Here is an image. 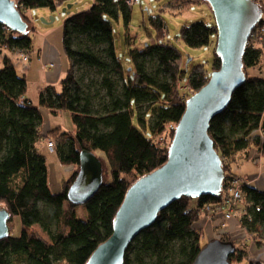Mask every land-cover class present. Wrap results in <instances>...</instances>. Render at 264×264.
Here are the masks:
<instances>
[{
  "label": "trees",
  "instance_id": "16d2710c",
  "mask_svg": "<svg viewBox=\"0 0 264 264\" xmlns=\"http://www.w3.org/2000/svg\"><path fill=\"white\" fill-rule=\"evenodd\" d=\"M69 1L15 0L29 23L28 31H8L0 24V204L10 211V218H21L19 235L11 233L9 220L10 234L0 240V264H86L112 234L116 212L131 184L167 160L174 136L169 125L178 123L186 99L193 94L179 87L197 91L210 77L203 64L195 65L186 77L180 49L165 41L161 15L152 20L156 29L152 42L129 49L127 68L117 53L114 33L116 22L130 23L133 5L127 0H94L88 8L64 18L62 44L70 65L61 89L46 86L38 105L26 97L20 101L27 94V78L9 53L32 52L37 29L30 15L33 9L54 10ZM256 1L264 8V0ZM197 2L207 3L176 0L175 4L187 7ZM217 32L215 23L197 21L183 25L180 37L190 47H201L216 42ZM250 40L243 54L247 78L209 128L225 169L222 192L200 198L183 195L173 201L133 239L124 264H193L207 243L201 242L196 227L205 207L221 206L228 198V183L244 177L235 165L253 158V151L264 156V78L247 72L261 60L264 37L259 42ZM219 67L214 49L211 71ZM41 107L55 114L69 111L74 124L69 131L60 127L48 131L47 136L56 141L53 149L42 132ZM44 140L71 170L59 192H52L48 183L47 159L40 146ZM82 150L94 152L103 165V183L84 204L86 219L78 218L77 205L67 196ZM248 180L242 186L239 219L253 243L264 247V191ZM236 247L230 264H264L250 255L246 244Z\"/></svg>",
  "mask_w": 264,
  "mask_h": 264
},
{
  "label": "water",
  "instance_id": "95a60500",
  "mask_svg": "<svg viewBox=\"0 0 264 264\" xmlns=\"http://www.w3.org/2000/svg\"><path fill=\"white\" fill-rule=\"evenodd\" d=\"M215 17V53L220 67L210 72L208 82L186 99V108L174 128L167 160L138 178L128 188L113 222V232L100 243L86 264H124L125 253L144 229L152 226L159 213L183 195L200 198L222 192L225 169L212 137L211 120L229 105L234 91L246 78L243 54L252 31L264 17L256 0H205ZM72 5L62 9L66 12ZM45 23L51 20L43 19ZM0 24L12 31L29 29L15 0H0ZM103 183V165L92 151L80 152L79 170L68 189L75 205L87 203ZM10 211L0 204V240L10 234ZM237 250L233 240H209L193 264H230Z\"/></svg>",
  "mask_w": 264,
  "mask_h": 264
},
{
  "label": "rangeland",
  "instance_id": "374dc122",
  "mask_svg": "<svg viewBox=\"0 0 264 264\" xmlns=\"http://www.w3.org/2000/svg\"><path fill=\"white\" fill-rule=\"evenodd\" d=\"M94 0H70L66 4L57 7L52 10L48 7H40L33 9L30 13L34 23L39 26L33 36L37 37V41L40 44L41 40L45 38L47 32H49L47 39L55 46L56 49L62 55L61 64L64 66L63 70H66L67 64L70 65V60L63 50L62 44V24L64 18L68 13H74L78 10L88 8ZM176 0H139L132 6L131 20L128 25H125L123 21L115 23V44L118 55L122 58L125 65L129 60L128 51L131 48H143L148 43L152 42V38L156 35V29L152 24L154 17L161 15L166 27L167 35L165 41H170L176 47H178L183 57V69L186 71V77H189L192 68L197 64H203L206 69L211 72V66L213 62V52L216 46V42H211L208 45L201 47H190L180 37V28L183 25H189L197 21H203L208 25L215 23V17L210 9L208 3L197 2L191 3L187 7L175 4ZM68 4L72 6L68 8L66 12L62 11ZM51 23H45V20H51ZM251 39V38H250ZM29 60L23 62L19 58H15V64L20 73L29 71V77L27 79V92L32 102L36 104V98H38V82L42 80L44 76L43 72H46L42 68V64L36 53H29ZM67 62V63H66ZM65 73L63 71L62 75ZM41 111L44 117L49 118L53 124H58L63 130H72L74 124L71 119L69 111H60L58 113H52L49 109L41 107ZM52 139V138H51ZM54 140V139H52ZM42 142V141H41ZM56 142V141H55ZM43 143V142H42ZM41 150L47 159L48 166V183L52 192H59L62 189L63 182L68 178L71 173L68 166L62 164L59 160L57 153L51 151L46 144H41ZM103 155V152L100 151ZM108 164V163H107ZM251 165V163H248ZM236 172L244 174L247 172V166L245 164L235 165ZM259 170V168H257ZM264 191V190H262ZM196 202L192 201L194 205ZM243 200L240 203L239 209H237L235 216H240L242 213ZM68 203H65V207ZM217 208L206 209L205 215L211 217L212 214L217 212ZM221 214L220 212H218ZM76 214L78 218L86 219L88 210L84 204L77 205ZM236 216V217H237ZM13 225L11 233L19 235L21 233V218L19 216H12L10 218ZM222 215V221L224 222ZM218 236V234H216ZM253 247V246H252ZM251 253L256 254V250L253 247ZM256 258H260V255Z\"/></svg>",
  "mask_w": 264,
  "mask_h": 264
},
{
  "label": "crops",
  "instance_id": "0c3cea01",
  "mask_svg": "<svg viewBox=\"0 0 264 264\" xmlns=\"http://www.w3.org/2000/svg\"><path fill=\"white\" fill-rule=\"evenodd\" d=\"M34 25L36 26V28H39L37 23L36 24L34 23ZM48 34L49 32L46 33L45 38L41 40L40 44L38 43L39 41H37L38 40L37 37L33 36L32 52L37 54L39 61L42 64V68L46 70V72H43L44 76L42 77V80L41 81L39 80L38 82L39 84L38 94L42 89H44L48 85H53L57 90H60L61 80L65 77L66 70L68 68V64H67L66 70H63L64 66L61 64L62 55L59 52V50L56 49L55 46L47 39ZM260 45L263 47L264 50V43H260ZM22 54L23 52L19 50H14L9 53V55H11L14 61L15 58L16 59L19 58L23 62H25L22 59ZM51 62L54 63V66L51 68H46L45 65ZM63 71H65V73L62 75ZM247 72L250 76H257L264 78V52L262 54L260 62L252 67H249L247 69ZM25 75L26 78L28 79L29 71H27ZM24 97H26L28 100L32 102L31 98H29L28 92ZM36 99L37 100L35 105H38L39 95L38 98ZM43 122L44 125L47 124L50 127V129L52 127L53 128L60 127L61 129H63L58 124H53L49 118H46L44 116H43ZM42 142L44 143L46 141L44 140ZM248 163H251V165H249ZM242 164H245L248 170L244 174H240V175L244 177L247 176L246 178H249L248 182H251V184L256 186L258 189L264 190V156L262 154H259L258 157V153L256 151H253V158H251L248 161H245ZM257 168H259V170ZM236 216H233L231 219L227 220L225 222V225L222 227L223 224L220 225L222 221V214L215 213L212 214L211 217H208L207 215H205V213H203L202 218L196 224L197 229L201 233L200 234L201 242L205 243L208 242L209 240L217 238L218 237L216 235L217 231L222 230V235L219 238H223L224 236H229L232 240L235 241V244L240 247L246 244L247 250L251 256L258 257L260 255V259L264 260V247H258L256 244L253 243L247 230L241 225L239 216L237 217ZM252 246L255 248L256 254L251 253L253 248Z\"/></svg>",
  "mask_w": 264,
  "mask_h": 264
},
{
  "label": "built area",
  "instance_id": "2783aa9c",
  "mask_svg": "<svg viewBox=\"0 0 264 264\" xmlns=\"http://www.w3.org/2000/svg\"><path fill=\"white\" fill-rule=\"evenodd\" d=\"M139 0H127V3L129 5H134L135 3H137ZM4 28L8 31H11L10 28H8L7 26L3 25ZM255 30V31H254ZM251 33V42H259L262 40V38L264 37V18L262 19V21L259 22V24L256 26V28L254 29ZM29 55L27 53H23L22 54V59L24 61H28L29 60ZM54 66V63L51 62L49 64H46L45 67L46 68H51ZM180 89H185L188 90L191 94L194 93L195 91L193 89H191L190 87H179ZM25 97H21L20 101H23ZM176 126V124H172L169 125L170 128L174 129ZM48 131H50V127L46 124L42 126V132L43 135L46 136V141L48 143V146L53 149L54 145H55V141L50 139L47 136ZM70 169H72V166L70 167ZM246 180H248L245 177H236L234 179H232L227 186V195L228 198L227 200L217 208V212H220L223 215V219L225 220L222 224V227L225 225V222L229 219H231L233 216H235L237 209H239V205L240 202L243 199V191H242V186L243 184L246 182ZM213 209L212 205H207L206 209ZM218 237H221L222 235V230L221 231H217Z\"/></svg>",
  "mask_w": 264,
  "mask_h": 264
}]
</instances>
